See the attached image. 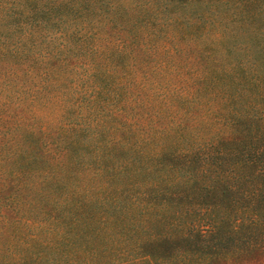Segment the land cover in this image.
<instances>
[{
	"label": "trees",
	"instance_id": "16d2710c",
	"mask_svg": "<svg viewBox=\"0 0 264 264\" xmlns=\"http://www.w3.org/2000/svg\"><path fill=\"white\" fill-rule=\"evenodd\" d=\"M201 3L264 20V0H0V264L88 232L161 264L147 243L221 230L191 200L264 196V23L240 43L184 15Z\"/></svg>",
	"mask_w": 264,
	"mask_h": 264
},
{
	"label": "rangeland",
	"instance_id": "374dc122",
	"mask_svg": "<svg viewBox=\"0 0 264 264\" xmlns=\"http://www.w3.org/2000/svg\"><path fill=\"white\" fill-rule=\"evenodd\" d=\"M186 11L183 12L184 15H192L193 18L218 12V15L211 18H219L225 22L227 34L240 37V43L250 34V24L255 22L261 26V23H264V20L256 22L242 17L240 20L247 27L241 29L227 20L229 11L225 7L204 3L192 5ZM113 32L119 31L114 29ZM229 182L233 184L234 179ZM244 183L248 189L255 184L253 181ZM221 191L223 193L215 197L205 196L191 200L199 204L198 210L193 212L191 218L199 220L202 216L199 211L206 208L202 210H207L203 220H222L221 230H213L206 238L195 234L193 237L189 236V240L147 243L146 251L164 259L161 264H179L180 261L182 264H264V196L254 197L238 193L232 185L231 189H225L223 186ZM187 203L190 204V201ZM133 233L128 234L132 239L126 243L110 244L105 241V233L88 232L85 235L96 236L97 240L79 243L67 241L55 246L39 247L38 251L46 254L44 264H131L129 260L134 257L131 250L135 246Z\"/></svg>",
	"mask_w": 264,
	"mask_h": 264
}]
</instances>
